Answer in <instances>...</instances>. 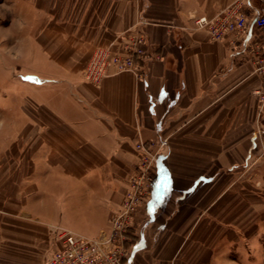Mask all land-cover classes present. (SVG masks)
<instances>
[{
    "label": "crops",
    "instance_id": "crops-1",
    "mask_svg": "<svg viewBox=\"0 0 264 264\" xmlns=\"http://www.w3.org/2000/svg\"><path fill=\"white\" fill-rule=\"evenodd\" d=\"M238 2L264 0L4 1L1 58L40 80L13 75V103L0 107V264H45L61 231L106 233L139 166L137 144L157 158L155 189L133 220L125 264L264 255V112L253 95L262 81L248 40L233 49L194 25ZM137 37L160 56L141 79L109 66L86 80L96 48ZM17 128L28 143L20 167Z\"/></svg>",
    "mask_w": 264,
    "mask_h": 264
},
{
    "label": "built area",
    "instance_id": "built-area-1",
    "mask_svg": "<svg viewBox=\"0 0 264 264\" xmlns=\"http://www.w3.org/2000/svg\"><path fill=\"white\" fill-rule=\"evenodd\" d=\"M248 10L249 14L245 12ZM195 28L205 31L211 41H222L230 37L229 45L235 49L247 41L246 55L253 67V73L260 76L262 86L253 91L258 100L259 112H264V3L260 8H247L246 2L235 3L212 18L199 17L194 20ZM158 54H150L143 47V39H129L122 45L110 43L96 48L85 72L86 80L98 82L105 70L113 66L115 72H128L136 78L144 75L143 64L159 60ZM142 150L139 156L137 182L128 185L121 207L109 218V229L94 238H85L68 231H61L55 248L45 264H125L127 230L137 212L152 196L155 180L151 176V164H156L155 154L137 144Z\"/></svg>",
    "mask_w": 264,
    "mask_h": 264
},
{
    "label": "rangeland",
    "instance_id": "rangeland-1",
    "mask_svg": "<svg viewBox=\"0 0 264 264\" xmlns=\"http://www.w3.org/2000/svg\"><path fill=\"white\" fill-rule=\"evenodd\" d=\"M4 1L7 2V0H0V9L2 8L1 10H4V8H5V6L3 4ZM2 15L5 18L6 14L4 13ZM17 73H18V70L16 69V64L14 62L10 61L8 58H6L5 60H2L1 53H0V107H6L7 101L10 104L13 103L11 101L12 100L11 99L12 92H11V84H10L9 80H11V77L13 75H16ZM16 76L18 77L19 81L27 82V83L38 84V81L40 80V78H38L34 74H26V75H20V76L16 75ZM2 115H3L2 117H5L4 116L5 114H2ZM20 117H21L20 112H18L17 114H15L14 119H20ZM18 130H19V133H18V136H15V139H14L15 143L13 146V150H14V153H17L19 155H18V158L16 160H12V163L14 162L15 164H19L18 166L20 167L21 166L20 163L22 162V159L20 158V153L23 149L24 150L27 149L28 143H26L25 141L24 142L22 141L23 139H21V137H19L21 134L20 128ZM30 145L34 149V147L36 146V143L31 142ZM6 161L9 163L11 160H6ZM1 163L5 164V160H0V164ZM4 164H2V166ZM8 166H9V164H8ZM151 167H154L153 163L151 164ZM134 181L137 182V170H135L134 174L130 177L128 185L134 183ZM130 189H131V187L129 188V186H128L127 190H130ZM53 240L55 241V239H53ZM258 257H259V259L255 260V264H264V255H259Z\"/></svg>",
    "mask_w": 264,
    "mask_h": 264
},
{
    "label": "flooded vegetation",
    "instance_id": "flooded-vegetation-1",
    "mask_svg": "<svg viewBox=\"0 0 264 264\" xmlns=\"http://www.w3.org/2000/svg\"><path fill=\"white\" fill-rule=\"evenodd\" d=\"M136 217V216H135ZM135 217H134V219H135ZM133 219V220H134ZM133 220H132V222H131V226H130V228L127 230V238L129 239V236H128V234H129V232L131 231V229H133Z\"/></svg>",
    "mask_w": 264,
    "mask_h": 264
}]
</instances>
